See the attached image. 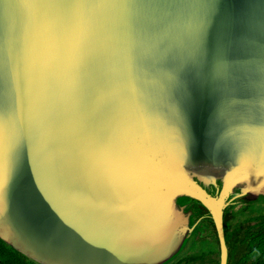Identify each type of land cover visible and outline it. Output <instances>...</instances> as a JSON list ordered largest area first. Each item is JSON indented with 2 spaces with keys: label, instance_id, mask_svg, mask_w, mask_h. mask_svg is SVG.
Here are the masks:
<instances>
[{
  "label": "water",
  "instance_id": "95a60500",
  "mask_svg": "<svg viewBox=\"0 0 264 264\" xmlns=\"http://www.w3.org/2000/svg\"><path fill=\"white\" fill-rule=\"evenodd\" d=\"M262 17L264 0H216L210 12L195 0H154L131 12L120 0H0V100L7 105L0 114V237L39 264H51L54 232L95 249L100 264H158L184 244L178 260L193 248L178 204L191 197L208 209L220 264H227L230 195L240 188L236 198L255 200L240 216L243 204H236V221L264 213ZM123 25L146 52L127 82L120 79ZM70 65L77 82L82 71L86 82L98 81L94 96L82 99L79 84L70 87ZM185 66L201 73L187 109L178 88L161 84L169 69ZM172 104L185 113L191 143L168 115ZM129 107L150 136L149 158L134 169L111 163L123 147ZM90 120L108 130L107 139L84 134ZM218 180L217 196L200 184ZM210 239L201 238L202 246H213Z\"/></svg>",
  "mask_w": 264,
  "mask_h": 264
},
{
  "label": "snow or ice",
  "instance_id": "6c2138e0",
  "mask_svg": "<svg viewBox=\"0 0 264 264\" xmlns=\"http://www.w3.org/2000/svg\"><path fill=\"white\" fill-rule=\"evenodd\" d=\"M122 7L131 12L134 8L146 3L154 4V0H120ZM195 3L201 7L208 9L210 12L215 5L216 0H195ZM131 20V17L128 18ZM208 23V13L202 17L197 25L198 31L203 34L206 32ZM252 27H255L253 23ZM122 31L126 39L123 47L119 49L123 58V68L120 73V79L127 82L130 76L134 75L144 59L146 52L144 45L139 42L131 28L128 25H123ZM260 30L264 33V17L260 20ZM259 70L264 74V47L261 48ZM223 67L222 63L217 64V69ZM75 66H69V84L70 87H76L79 84V92L82 99H87L89 96H94L95 89L98 86V81H87L86 71H82L81 77L77 82L75 76ZM161 84L164 87L178 88L180 97L185 109L191 105L195 93L201 87V73L195 67L185 66L184 68H172L167 73H164L161 78ZM122 95L128 96V89L121 90ZM264 96V90H261ZM83 107V105H82ZM7 105L0 100V114H4ZM259 109H264L262 103ZM168 115L174 120L178 126H184L186 138L191 143L192 137L190 130L186 127L187 121L185 113L178 111L175 104L169 105ZM43 113H38V119H43ZM248 118L251 122H257L255 114L252 110L249 112ZM136 129L142 130L141 135H134ZM123 147L113 157L111 163L117 167L134 169L142 167L149 158L150 154V136L148 130L140 122L137 110L134 107H129L125 112L122 125ZM84 134L91 133L97 140H105L108 138V130L99 126L95 120H90L83 130ZM48 254L51 258V264H100V260L96 255L95 249L82 243L72 234L67 232H54L48 240Z\"/></svg>",
  "mask_w": 264,
  "mask_h": 264
},
{
  "label": "trees",
  "instance_id": "16d2710c",
  "mask_svg": "<svg viewBox=\"0 0 264 264\" xmlns=\"http://www.w3.org/2000/svg\"><path fill=\"white\" fill-rule=\"evenodd\" d=\"M200 184L213 196H217L221 186L220 180L215 186L209 182H201ZM239 189L236 188L234 193L230 195L223 213L225 240L228 248L227 264H264V213L245 218L243 222L236 221L238 217H235V213L230 212L236 204H244L238 216L244 212L247 206L250 207L255 204V200L250 198V195L236 198L240 193ZM181 199L183 200L181 208L184 210V219L191 228L185 234L184 239L185 241L193 240V248L191 250L189 248L183 258L176 260L180 253L185 250L183 244L179 254H175L158 264H220L219 242L208 209L200 201L191 197ZM232 199L235 200L231 203L230 200ZM201 238H208L209 240L212 238L214 245L202 246ZM182 253L184 254V252ZM0 262L3 264H39L20 253L2 238H0Z\"/></svg>",
  "mask_w": 264,
  "mask_h": 264
},
{
  "label": "flooded vegetation",
  "instance_id": "af4514ba",
  "mask_svg": "<svg viewBox=\"0 0 264 264\" xmlns=\"http://www.w3.org/2000/svg\"><path fill=\"white\" fill-rule=\"evenodd\" d=\"M181 201V202H180ZM182 199H179V202H178V204H179V206H180V209H181V212H182V214H183V216H184V210H182V208H181V206L183 205V203H182ZM243 203H241V205H242ZM244 205V204H243ZM187 223V222H186ZM1 238V237H0Z\"/></svg>",
  "mask_w": 264,
  "mask_h": 264
}]
</instances>
